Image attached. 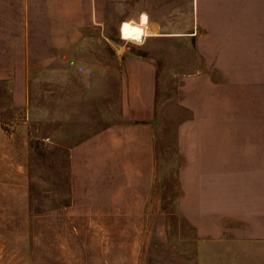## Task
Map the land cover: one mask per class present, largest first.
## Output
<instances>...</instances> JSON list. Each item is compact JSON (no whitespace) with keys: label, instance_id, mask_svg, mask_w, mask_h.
Returning a JSON list of instances; mask_svg holds the SVG:
<instances>
[{"label":"rangeland","instance_id":"1","mask_svg":"<svg viewBox=\"0 0 264 264\" xmlns=\"http://www.w3.org/2000/svg\"><path fill=\"white\" fill-rule=\"evenodd\" d=\"M184 2L0 14V264H264V50Z\"/></svg>","mask_w":264,"mask_h":264},{"label":"crops","instance_id":"2","mask_svg":"<svg viewBox=\"0 0 264 264\" xmlns=\"http://www.w3.org/2000/svg\"><path fill=\"white\" fill-rule=\"evenodd\" d=\"M112 0H0V14H107ZM183 14L222 15L221 34L231 49L264 50V0H185ZM220 17H217V22ZM220 26V22L217 23ZM244 45H247L246 48Z\"/></svg>","mask_w":264,"mask_h":264}]
</instances>
